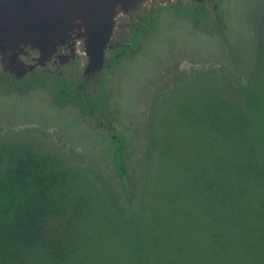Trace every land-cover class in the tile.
Returning <instances> with one entry per match:
<instances>
[{
  "label": "rangeland",
  "instance_id": "1",
  "mask_svg": "<svg viewBox=\"0 0 264 264\" xmlns=\"http://www.w3.org/2000/svg\"><path fill=\"white\" fill-rule=\"evenodd\" d=\"M222 10L221 35L165 17L99 126L40 87L0 92V147L53 158L85 204L64 264H264V0Z\"/></svg>",
  "mask_w": 264,
  "mask_h": 264
},
{
  "label": "water",
  "instance_id": "2",
  "mask_svg": "<svg viewBox=\"0 0 264 264\" xmlns=\"http://www.w3.org/2000/svg\"><path fill=\"white\" fill-rule=\"evenodd\" d=\"M222 8L223 0H0V92L40 87L99 126L110 114L102 87L165 17L221 35Z\"/></svg>",
  "mask_w": 264,
  "mask_h": 264
},
{
  "label": "trees",
  "instance_id": "3",
  "mask_svg": "<svg viewBox=\"0 0 264 264\" xmlns=\"http://www.w3.org/2000/svg\"><path fill=\"white\" fill-rule=\"evenodd\" d=\"M67 184V172L53 158L0 147V264H27L30 253L65 263L75 218L85 211L81 198L70 197Z\"/></svg>",
  "mask_w": 264,
  "mask_h": 264
}]
</instances>
